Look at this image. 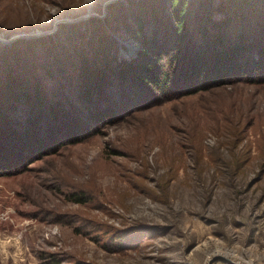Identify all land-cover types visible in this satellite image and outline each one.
<instances>
[{
  "label": "rangeland",
  "instance_id": "374dc122",
  "mask_svg": "<svg viewBox=\"0 0 264 264\" xmlns=\"http://www.w3.org/2000/svg\"><path fill=\"white\" fill-rule=\"evenodd\" d=\"M126 3L0 0V34L59 35ZM114 17L106 31L128 57L136 42ZM37 32L49 33L16 37ZM135 100L89 139L0 176V264H264V82Z\"/></svg>",
  "mask_w": 264,
  "mask_h": 264
},
{
  "label": "trees",
  "instance_id": "16d2710c",
  "mask_svg": "<svg viewBox=\"0 0 264 264\" xmlns=\"http://www.w3.org/2000/svg\"><path fill=\"white\" fill-rule=\"evenodd\" d=\"M139 1L149 3L147 20H136L143 11L127 0L125 10L116 7L103 21L90 17L73 28L62 24L59 35L0 42V176L89 139L130 98L163 102L228 83L264 82V0ZM115 15L136 42L128 57L106 31L118 28Z\"/></svg>",
  "mask_w": 264,
  "mask_h": 264
},
{
  "label": "water",
  "instance_id": "95a60500",
  "mask_svg": "<svg viewBox=\"0 0 264 264\" xmlns=\"http://www.w3.org/2000/svg\"><path fill=\"white\" fill-rule=\"evenodd\" d=\"M48 33L49 32H37V33L29 34V35H23V36L19 35V36H16V37H18V38L19 37H24V38H31L32 37V38H34V37H40V36L47 35ZM16 37H14V38H16ZM0 41L3 42V43H7V42H9L11 40L8 41V40L4 39L2 34H0ZM227 260L229 262L233 263V264H239V263H235V262L231 261L230 259H227Z\"/></svg>",
  "mask_w": 264,
  "mask_h": 264
}]
</instances>
